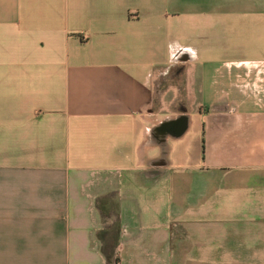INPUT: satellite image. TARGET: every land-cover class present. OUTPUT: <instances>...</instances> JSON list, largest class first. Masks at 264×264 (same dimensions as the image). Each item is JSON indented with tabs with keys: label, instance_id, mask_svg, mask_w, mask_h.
<instances>
[{
	"label": "crops",
	"instance_id": "1",
	"mask_svg": "<svg viewBox=\"0 0 264 264\" xmlns=\"http://www.w3.org/2000/svg\"><path fill=\"white\" fill-rule=\"evenodd\" d=\"M0 264H264V0H0Z\"/></svg>",
	"mask_w": 264,
	"mask_h": 264
},
{
	"label": "trees",
	"instance_id": "2",
	"mask_svg": "<svg viewBox=\"0 0 264 264\" xmlns=\"http://www.w3.org/2000/svg\"><path fill=\"white\" fill-rule=\"evenodd\" d=\"M107 244H104V251H106L107 249Z\"/></svg>",
	"mask_w": 264,
	"mask_h": 264
}]
</instances>
